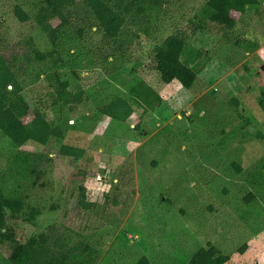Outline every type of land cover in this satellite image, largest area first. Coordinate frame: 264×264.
<instances>
[{
  "label": "rangeland",
  "instance_id": "374dc122",
  "mask_svg": "<svg viewBox=\"0 0 264 264\" xmlns=\"http://www.w3.org/2000/svg\"><path fill=\"white\" fill-rule=\"evenodd\" d=\"M41 1L22 0V7L30 14ZM256 1L255 8L231 13L227 30L210 21L207 0H132L117 49L105 47L89 27L81 37L67 32L63 55L87 50L75 69L85 88L79 104L51 107L31 60L20 58L9 69L0 59V70L14 73L23 92L39 97L47 120L64 132L62 140L19 150L0 135V190L23 201L20 222L32 209L39 213L34 227L20 224L18 236L26 240L49 228L66 234L69 223L77 239L99 241L91 264H134L140 257L186 264L210 246L227 264H264V0ZM14 5L0 0V55L7 63L11 49L21 54L30 41L41 52L48 48L34 21L14 17ZM169 35L182 36L192 53L196 80L189 89L163 85L145 62ZM142 85L160 97L153 112L132 103ZM117 98L131 104L130 115L100 113ZM62 145L83 154L63 157ZM18 151L39 158L33 172L12 165ZM81 188L93 206L68 214ZM0 264H8L1 254Z\"/></svg>",
  "mask_w": 264,
  "mask_h": 264
},
{
  "label": "trees",
  "instance_id": "16d2710c",
  "mask_svg": "<svg viewBox=\"0 0 264 264\" xmlns=\"http://www.w3.org/2000/svg\"><path fill=\"white\" fill-rule=\"evenodd\" d=\"M11 1L15 3L14 17L20 23L34 21L37 29L46 36L48 48L41 52L30 41V45L21 54L11 49L12 54L8 63L1 55L0 59L9 69L20 58L31 60L40 73L37 77L41 75L49 90L47 96L51 107L79 104L85 88L79 83L75 69L81 66L77 63L80 59L87 60V50H81L83 48L81 46L77 48L75 56L69 51L63 55L62 47L67 32L72 30L76 36L81 37L84 27H89L99 36L105 47L117 49L121 44L120 37L128 27L126 17L131 13L132 0H42L30 14L23 9L22 0ZM205 6L211 12L210 21L231 30L234 20L230 14L243 13L246 7L255 8L257 1L207 0ZM79 9L83 11L79 12ZM136 10L143 13L146 7L137 6ZM77 20L80 24L76 28ZM135 39H138L137 33ZM191 55L182 36L169 35L152 46L145 62L163 85L177 82L184 89H189L196 80ZM199 55L198 51L197 56ZM23 86L14 73L0 70V135L18 150L30 142L44 147L51 141L62 140L64 132L61 127L50 124L42 101L35 95L31 98L30 89L26 90L27 93L23 92ZM7 87H11L12 91H7ZM159 102L160 97L146 85H142L132 99V103L144 113L153 112L154 106ZM259 105L264 111V91L259 99ZM120 109L127 115L132 113L131 104L121 98L111 101L99 111L105 117H109ZM58 154L78 159L83 151L73 146L62 145ZM33 160L38 161L39 158H35L33 153L18 151L13 156L12 165L19 171L27 170L31 173ZM233 167L237 173L240 172L236 165ZM92 206V203L85 201L84 189L81 188L79 200L75 204H69L67 213L78 216L90 210ZM22 209L24 203L21 199L5 197L0 190V254L5 257L8 264H91L96 258L100 249L99 241L77 239L80 234L69 223H65L68 226L65 229L66 234H58L56 229L49 228L45 233L23 240L17 233L20 224L25 222L34 227L36 224L34 218L39 213L32 209L28 214V220L20 222ZM227 261L226 256H221L218 249L210 246L199 249L186 264H227ZM134 264L151 263L146 257H140Z\"/></svg>",
  "mask_w": 264,
  "mask_h": 264
}]
</instances>
